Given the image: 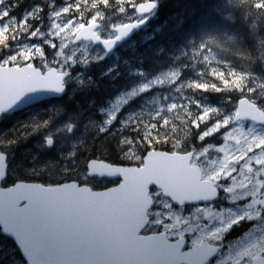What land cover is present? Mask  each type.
Wrapping results in <instances>:
<instances>
[{"label":"snow or ice","instance_id":"obj_1","mask_svg":"<svg viewBox=\"0 0 264 264\" xmlns=\"http://www.w3.org/2000/svg\"><path fill=\"white\" fill-rule=\"evenodd\" d=\"M125 3L131 8L116 5L113 11L129 20L138 13V19L112 23L113 31L103 35L98 5L111 8L110 0H95L87 22L79 18L77 0L64 6L42 0L20 18V0H0V115L42 93L65 94L74 81L83 83L77 70L103 61L145 27L160 0H120ZM217 10L224 23L239 16L245 32L202 27L180 50L182 69L195 74L190 80L177 70L152 77L139 72L134 86L99 109L102 120L83 150L44 167L33 157L22 176L14 163L16 141L0 137V237L11 241L12 264H264V52L255 64L245 56L250 36L259 34L264 48V0H219ZM75 41L103 48L94 55H77L78 47L66 51ZM46 46L54 51L46 54ZM113 74L119 75L110 66L103 75ZM158 86L167 94L129 107ZM209 91L225 93L231 107L205 103ZM30 123L35 132L50 129L42 146L54 150L60 130L51 128V118ZM77 127L73 121L62 131ZM216 134L219 147L208 142ZM53 168L60 179L29 180ZM105 180L115 186L95 190L94 181ZM130 192L137 202L126 214L120 209ZM221 201L229 203L221 207ZM69 242L90 258L54 259Z\"/></svg>","mask_w":264,"mask_h":264},{"label":"trees","instance_id":"obj_2","mask_svg":"<svg viewBox=\"0 0 264 264\" xmlns=\"http://www.w3.org/2000/svg\"><path fill=\"white\" fill-rule=\"evenodd\" d=\"M68 2H71V0H57V4H59V5H65ZM77 2L82 4V11L79 13V18L82 19L84 22L89 21L91 19V15H93L95 13V10L92 9V7H91L92 3L95 2V0H77ZM39 3H41L40 0H37V1H35V0L34 1L33 0H20V7L16 9L17 18H20L22 16L23 12L26 11L29 6H31L32 4H39ZM218 3H219V0H160V3H159L160 6L156 12V15H155L154 19H152L151 23L148 25L149 26L148 31L143 30V31L137 33L134 36L135 38L133 37L132 39H130L125 44L128 46L127 48H124L125 45L123 47H121L118 50V53L116 54V55H118V58L116 57V55L108 56V57H106V59L104 61H102L101 63L94 66L97 68L95 69L96 71L93 70L92 78L94 79V81L90 85H88L84 88H80V87L74 88V86L73 87L69 86L70 87L69 88L70 93L68 92V94L65 96L64 99L65 100L69 99L71 102L68 100L69 102L67 104L66 109L69 110L70 114L74 111L73 113L77 117L73 116V114H71L73 116V118H75V117L79 118L80 117L79 119L82 118L84 120V118H86L87 116H88L87 117V119H88L92 115L93 117H91V118L100 119L101 114L98 113L99 109L101 107L107 106L106 104H108V102L110 100H112L118 92H122L126 88L128 89L131 85L134 86L136 81L139 79L137 74L141 71L146 73L148 77H152L154 75H160L161 73L166 72V71H170L172 69H178L179 71H181L183 77H186L189 80L192 79L195 74L188 71L187 69H182V65L179 63V61L183 59V57L181 56L180 50L184 49L185 45L190 40L196 38V36L199 34V31L202 27H226L232 32H239V33L245 32V28H246L245 22L243 20H241L239 18V16L234 17L231 20V22H229V23H224L223 19L219 16V13L217 10ZM110 4H112L111 8H108L107 6L98 5V7L100 8V11H101V16L98 17L97 20L101 19V17H104L106 19H113V20L116 19L117 17H119L118 9L113 11V9H116V5L124 6V7L129 8V9L131 8V5L128 3L120 4V0H114V3H113V0H110ZM144 32H146L148 34V37L146 39L142 38V35L144 34ZM176 34L179 36H176ZM176 37L177 38L179 37V38L177 39ZM175 38H176V40H175ZM261 39H262V37L259 34H257L254 37L250 36L247 40L245 56L250 57L253 64H255L257 62L258 57H260L261 53L264 52V48H261V46H260V40ZM157 42H159V43L157 44ZM124 61H127V63H125ZM110 66L116 67V72L119 74L118 76H116L115 74H113L111 76L103 75V73H105V71ZM105 83H106V85H105ZM118 89H120V90H118ZM108 90H109V92H108ZM103 92H104V94H103ZM151 92L152 93L142 94L141 97L136 98V100H134L129 107H131V108L135 107L136 108L140 104L143 105L145 103L144 97H146V99H148V98H150L149 97L150 95H156L159 92L167 94L165 86L162 88H156V89L152 90ZM73 93H75L76 96L73 95ZM69 94H72L73 98L72 97L70 98ZM96 94H97V96H96ZM236 95H238V94H233V98ZM73 99H76V100H73ZM78 99H79V101H78ZM101 99H102V101H99ZM203 100L205 103H209L213 106H220L221 104H225L227 107H229V108L231 107V105L227 103L226 94L223 92H221V93H215V92H211V91L204 92L203 93ZM58 101H60V100H58ZM81 101H84V102H81ZM95 101H96V103H95ZM79 102L81 104H79ZM70 103L72 104V106L70 105ZM97 104H99V105L97 106ZM73 105H76L77 107L73 106ZM78 106H79V108H78ZM94 106H95V108H94ZM69 107H71V108H69ZM80 107H83V108H80ZM80 109H81V111H80ZM93 109H94L95 113H93L94 112V111H92ZM77 110H79V111H77ZM124 111L126 112V111H128V109L126 108ZM25 112H26V117H24ZM84 112L87 114H85ZM88 112H92V113L88 114ZM20 113H21V115H20ZM29 114L30 113L27 111L19 112V113L13 115V117H11V118L8 117L9 119L8 118H6V120L4 119L3 121H5V122L1 123L2 127L0 125V129H2V130L4 129L3 131L0 130V137H6L8 139H12L15 141L20 140V142L16 143L15 150H14V157H18L17 160L19 158L21 159L20 155L22 154L23 151H25V149H27V150L32 149L31 147H34L36 149L37 145H35V144L40 143L41 142L40 139L43 140L42 137L44 136V134H46L50 130L49 128H46V129L43 128L41 131H39L40 133L42 132L41 134L39 132L37 133L34 131V128L30 122L33 119H35V120L38 119L39 121L43 122V121L49 120L51 118V128H52V125H53L52 123L55 124L56 123L55 120H57V116L56 115L54 116V112H47V113L43 114L45 116L49 115L48 116L49 118L47 116L42 117L43 115H40L41 117L39 115H36V116H38V118L35 115L29 117L28 116ZM19 116L22 118H20ZM53 117H55V118H53ZM13 118H15V119H13ZM6 122H8L7 125H6ZM83 122L84 121H82L81 123H83ZM4 124H5V126H3ZM14 127L15 128L18 127V128L15 129ZM94 133H95L94 130H89V131L87 130V132L84 133V137L85 136L86 137L85 138L83 137L84 140L82 139L80 141V143H78V145L76 146L75 149L72 148L71 145H67L65 147H62L63 149L60 148L59 149L60 151L56 150V149H54V150L49 149V154L51 152L52 153L49 155L50 157L48 158L49 159L48 162H55L56 161L55 163L58 164L59 160H57L58 157H56V156H60L59 153L64 155V154H70V153L76 151L78 148L83 150V147L85 146V142L89 141L90 137ZM26 135H28V136H26ZM30 135H31V137H30ZM39 135L41 138H39ZM25 138H27V140ZM32 139H34L33 142H32ZM35 139H36V141H35ZM21 140H22V143H21ZM38 141H40V142H38ZM31 142H32V144H31ZM23 143H24V145H23ZM20 145H22V146H20ZM30 145H31V147H29ZM87 146L89 148H91L90 142L88 143ZM26 147H29V148H26ZM68 147H69V149H68ZM20 148L23 149V151H21ZM65 148H66V150L68 149V151H66ZM163 148L166 150L167 145L163 146ZM134 149H135V146L133 145V148L129 150L130 153L133 152ZM62 151L65 153H63ZM105 155H107V153ZM111 158L115 159V155L113 154ZM25 162H24V164L22 162L21 168L18 169V171L21 173L22 176H23V170H22L23 166H27L29 164V162H26V163ZM45 164L40 165V166L44 167ZM48 177H37V178H31L30 177L29 180L30 181L35 180V182H44V181H46L45 179L48 178L47 181L52 182L54 179L57 178V180H58L60 178L59 176L56 175L55 168H53L52 171L49 172ZM38 178H39V180L41 178V181H39ZM65 181L68 182L67 179H65L64 182ZM100 184H102V183H100ZM100 184L99 183L95 184V186H96L95 189H101V188H103V186L105 188L106 187L105 185L111 186L112 182H107L106 184H102L101 186H100ZM112 185H114V183ZM10 257H12L11 241L6 240L3 237H0V264H12V259Z\"/></svg>","mask_w":264,"mask_h":264},{"label":"rangeland","instance_id":"obj_3","mask_svg":"<svg viewBox=\"0 0 264 264\" xmlns=\"http://www.w3.org/2000/svg\"><path fill=\"white\" fill-rule=\"evenodd\" d=\"M34 1V0H33ZM35 1H37V0H35ZM41 2H42V0H40ZM58 6H64V5H59V4H57ZM118 15H119V17H117L116 19H106V18H104V17H101V19H99V20H97L98 22H100L101 24H102V30H103V35H107L108 34V32H111V31H113L112 29H111V24L112 23H120L121 22V20L122 19H126L125 17H124V14H121V13H118ZM135 15H138V13H133V17H132V19H126L125 20V23H130V22H135L136 21V19H138V17H136ZM82 20V19H81ZM83 21V20H82ZM84 22V21H83ZM105 25H107V27L105 28L104 26ZM145 31H148L149 30V26H147L145 29H144ZM148 37V34L146 33V32H144V34L142 35V38L143 39H146ZM33 41L36 39V38H31ZM29 41L28 40H25V43H28ZM36 42H38V41H36ZM73 47H78L79 48V51H77V55H80V52L81 51H85L86 53L87 52H92V54L94 55L96 52H99L101 49H102V47L101 46H98V45H95V44H93V43H88V42H77V41H75L74 42V44H70L69 45V49L68 50H66V51H68L69 53H70V51H71V49L73 48ZM128 46L127 45H125V47L124 48H127ZM53 49H51V48H49V47H47L46 46V53L47 54H50L51 52H53L52 51ZM116 57L118 58V55H116ZM106 59V58H105ZM104 59V60H105ZM103 60V61H104ZM114 61V60H113ZM100 62H102V61H100ZM100 62H95V61H93L92 63H90V65L87 67V68H85L84 66H81L78 70H77V72H76V76L77 77H79L80 79H82L83 80V84L80 82V80H76V81H74L73 83H72V85L73 86H75V87H80V88H84V87H86V86H88V85H90L93 81H94V79L92 78V71H93V69H96L97 67H94V66H96V64H99ZM125 63H127V61H124ZM39 63V61H36L35 62V64H38ZM91 66H93V67H91ZM90 67V68H89ZM81 70V71H80ZM87 70V71H86ZM172 70H177V71H179L178 69H172ZM172 70H170V71H172ZM170 71H166V72H163V73H167V72H170ZM162 74V73H161ZM88 75V76H87ZM85 80H86V82H85ZM71 84H70V86H72ZM72 86V87H73ZM162 87H164V86H158V87H156V88H162ZM156 88H154V89H156ZM153 89V90H154ZM130 90V89H129ZM152 91V90H151ZM123 92V91H122ZM164 94H166V93H164ZM70 95V98L72 97V94H69ZM142 95V94H141ZM159 95H161V92H159V93H157L155 96H159ZM67 100V101H66ZM64 99V100H62V101H56V102H49L48 104H47V106L45 105V106H43V108H42V110H41V108H37L35 111H33V112H31L30 114H29V116H36V115H43V114H45V113H47V112H54L53 110H54V108L56 109V110H59L58 112H56V113H54V115H56L57 116V118H59V119H57V121H56V123L54 124L53 123V127H52V129H59L60 131H57L56 132V134H55V138H56V140H57V144L56 145H58V146H55V149L57 150H59L60 148H62V146L64 145V147L65 146H67V145H71L72 146V148H76V145H78V143L81 141V139H83V137H84V133H85V131H87V130H95V128H96V125L97 124H99L100 123V121L102 120V114L98 111V113L99 114H101V118L100 119H98V118H96V119H98V120H96L95 118L93 119V118H88L87 119V117H86V119L84 118V120H85V122H83V123H85V124H83V123H80V122H82V121H84L83 119H82V121H81V119H76L75 120V118H73V116L71 115V114H69L70 112L66 109V107H67V105H65V103L66 104H68V102L70 101L69 99ZM69 100V101H68ZM59 102V103H58ZM63 102V103H62ZM60 103L62 104V105H60ZM53 105L55 106L54 108H53ZM63 107H65L64 108V110L62 109ZM60 108V109H59ZM46 109V110H45ZM67 110V111H66ZM46 111V112H45ZM64 111H66V112H64ZM40 113V114H39ZM65 113V115H63ZM97 114V113H96ZM71 115V116H70ZM59 116V117H58ZM64 118V119H62V117ZM72 117V118H71ZM61 119V120H60ZM90 119V120H89ZM72 120V121H71ZM78 120H80V121H78ZM96 120V121H95ZM73 122V121H75V123L77 124V122H78V127L74 130V133H65V132H63L62 131V129L64 128V126L66 125V124H68V123H71V122ZM96 123H95V122ZM92 122H93V124H92ZM251 123L252 122H250V121H245V127H250L251 126ZM89 124H91V125H89ZM57 125V126H56ZM59 125V126H58ZM86 125V126H85ZM87 125H89V126H87ZM80 126H82V127H80ZM84 127V128H83ZM91 127V128H90ZM94 127V128H93ZM257 127H259V125L257 124ZM82 128V129H81ZM87 128V129H86ZM79 129V130H78ZM84 130V131H83ZM76 132H77V134H76ZM78 132H80V133H78ZM60 134V135H59ZM75 134V135H74ZM80 134V135H79ZM79 135V136H78ZM83 135V136H82ZM71 136V137H70ZM75 136V137H74ZM69 137L71 138V139H69ZM43 138V142H44V138H45V135L42 137ZM61 138V139H60ZM75 138V139H74ZM79 138V139H78ZM66 139V141H64L63 142V140H65ZM60 140V141H59ZM70 140V141H69ZM43 142H40V143H38L37 145L38 146H36V151L35 150H33V149H29V150H25V151H23L24 153H22L21 155H20V157H21V159H19L21 162H29V163H31V162H33V157H35V159H37V160H35L34 162H36L37 164H38V162H39V165H43L44 164V162H48L49 161V159L47 158L48 156H49V149L47 148V146H42L43 145ZM66 142V143H65ZM69 142V143H68ZM208 142L210 143V144H212L214 147H219L222 143H223V141H222V139L219 137V134H216V138L215 139H213V138H208ZM62 143V144H61ZM64 143V144H63ZM41 145V146H40ZM61 146V147H60ZM40 148H42V149H40ZM44 148V149H43ZM30 150L32 151L31 153H30ZM46 152H44V151ZM39 151V152H38ZM27 152V153H26ZM34 153H36L35 154V156H34ZM38 153V154H37ZM29 154H31V155H29ZM39 154H41V156L43 155V157H40V155ZM46 154H48V156L46 157ZM60 154V153H59ZM24 155H26L27 156V158L24 156ZM61 155H63V154H60V156ZM24 156V157H23ZM32 156V157H31ZM38 156V157H37ZM16 158H18V157H15V161H14V163L16 162L18 165H21L20 164V161L19 160H17L16 161ZM23 158V159H22ZM32 158V159H31ZM44 158V159H43ZM212 158L213 159H215L216 158V156H215V154L213 153V155H212ZM29 159H31V160H29ZM47 159V160H46ZM23 160V161H22ZM45 160V161H44ZM41 161V162H40ZM41 163V164H40ZM242 163V162H241ZM19 168H21V167H19ZM101 183V181H95L94 183H96V184H98V183ZM106 180L105 181H102V184H106ZM109 182V181H108ZM223 202H225V203H227V201H223ZM225 203H222V204H220V206L221 207H226L227 205H228V203L227 204H225ZM245 227H247V225H243L241 228H236V229H234L233 230V233H231L230 234V237H229V240H234L235 238H236V236H238L239 235V233L243 230V228H245ZM232 235H236V236H233V237H231ZM11 259H13V257H10Z\"/></svg>","mask_w":264,"mask_h":264},{"label":"water","instance_id":"obj_4","mask_svg":"<svg viewBox=\"0 0 264 264\" xmlns=\"http://www.w3.org/2000/svg\"><path fill=\"white\" fill-rule=\"evenodd\" d=\"M143 22H147V19L144 20ZM142 29L135 30L133 34H131L129 37L125 38L124 41H121L119 43V45L113 50V52L111 54H109V56L112 55V54H114L119 49V47L121 45H123L126 41H128L129 39H131L137 32H140ZM65 94L42 93V94H40V96H39L38 99L33 100L31 103L25 104L21 108H18L16 110L11 111V112L6 113V114H13V113H15L17 111H21L23 109H26L28 107H31L32 105H34V104H36L38 102H41V101H44V100H47V99L61 98ZM6 114H4V115H6ZM2 116L3 115H0V122H1V117ZM136 202H137V195H136V193L135 192H130L129 195H128V197H127V199H126V201L124 202L122 208L120 209V211H124L126 214H130L131 211H132V209L135 207ZM53 258L54 259H61V260H68V261H78V260L88 259V258H90V256L88 254L87 249L82 248L77 243L69 242V243H66V244L62 245L60 247V249L58 250V253Z\"/></svg>","mask_w":264,"mask_h":264},{"label":"bare ground","instance_id":"obj_5","mask_svg":"<svg viewBox=\"0 0 264 264\" xmlns=\"http://www.w3.org/2000/svg\"><path fill=\"white\" fill-rule=\"evenodd\" d=\"M159 6H160V5H159ZM153 22H154V21H153ZM150 23H151V22H150ZM176 36H179V35L176 34ZM180 37H181V36H180ZM134 38H135V37H134ZM176 38H177V37H176ZM176 38H175V40H176ZM178 38H179V37H178ZM178 38H177V39H178ZM34 41H35V40H34ZM178 42H179V41H178ZM158 43H159V42H157V44H158ZM151 45H152V44H151ZM164 50H165V49H164ZM164 50H163V51H164ZM52 51H53V50H52ZM46 54H47V53H46ZM161 54H162V53H161ZM124 57H125V56H124ZM100 63H101V62H100ZM34 64H35V63H34ZM35 65H36V64H35ZM96 65H97V64H96ZM91 67H93V66H91ZM133 67H134V66H133ZM89 68H90V67H89ZM130 68H131V67H130ZM133 69H134V68H133ZM93 70L96 71L95 69H93ZM80 71H81V70H80ZM86 71H87V70H86ZM92 72H93V71H92ZM98 72H99V71H98ZM123 72H124V71H123ZM127 72H128V71H127ZM103 74H104V73H103ZM87 76H88V75H87ZM124 77H125V76H124ZM131 79H132V78H131ZM122 80H123V79H122ZM85 82H86V80H85ZM98 82H99V81H98ZM82 84H83V83H82ZM119 84H120V83H119ZM100 85H101V84H100ZM105 85H106V83H105ZM72 86H73V85H72ZM98 86H99V85H98ZM102 86H103V85H102ZM120 87H121V86H120ZM123 87H124V86H123ZM69 88H70V87H69ZM74 88H75V86H74ZM87 88H88V87H87ZM102 88H103V87H102ZM72 89H73V88H72ZM92 89H93V88H92ZM111 89H112V88H111ZM123 89H124V88H123ZM126 89H127V88H126ZM73 90H74V89H73ZM73 90H72V91H73ZM93 90H94V89H93ZM104 90H105V89H104ZM118 90H120V89H118ZM160 90H161V89H160ZM114 91H115V90H114ZM108 92H109V90H108ZM69 93H70V92H69ZM99 93H100V92H99ZM151 93H152V92H151ZM103 94H104V92H103ZM113 94H114V93H113ZM73 95H75V93H73ZM75 96H76V95H75ZM75 96H74V97H75ZM96 96H97V94H96ZM110 96H111V95H110ZM101 97H102V96H101ZM64 98H65V97H64ZM72 98H73V97H72ZM78 98H79V97H78ZM98 98H99V97H98ZM106 98H107V97H106ZM81 99H82V98H81ZM107 99H108V98H107ZM62 100H63V99H62ZM73 100H76V99H73ZM86 100H87V99H86ZM96 100H97V99H96ZM60 101H61V100H60ZM66 101H67V100H66ZM78 101H79V99H78ZM78 101H77V102H78ZM99 101H102V99L99 100ZM99 101H98V102H99ZM70 102H71V101H70ZM73 102H74V101H73ZM81 102H84V101H81ZM86 102H87V101H86ZM51 103H52V102H51ZM58 103H59V102H58ZM62 103H63V102H62ZM66 103H67V102H66ZM66 103H65V105H67ZM74 103H75V102H74ZM87 103H88V102H87ZM95 103H96V101H95ZM102 103H103V102H102ZM79 104H81V103L79 102ZM88 104H89V103H88ZM92 104H93V103H92ZM100 104H101V103H100ZM103 104H104V103H103ZM105 104H106V103H105ZM135 104H136V103H135ZM208 104H209V103H208ZM60 105H62V104L60 103ZM70 105L72 106L71 103H70ZM86 105H87V104H86ZM98 105H99V104H97V106H98ZM101 105H102V104H101ZM106 105H107V104H106ZM46 106H47V105H46ZM73 106H76V105H73ZM79 106H80V105H79ZM79 106H78V108H79ZM91 106H92V105H91ZM97 106H96V107H97ZM102 106H103V105H102ZM54 107H55V106L53 105V108H54ZM76 107H77V106H76ZM86 107H87V106H86ZM42 108H43V107H42ZM42 108H41V110H42ZM64 108H65V107H63L62 109L64 110ZM69 108H71V107H69ZM74 108H75V107H74ZM80 108H83V107H80ZM88 108H89V107H88ZM88 108H87V109H88ZM94 108H95V106H94ZM98 108H99V107H98ZM134 108H135V107H134ZM54 109H55V108H54ZM59 109H60V108H59ZM84 109H85V108H84ZM45 110H46V109H45ZM67 110H68V109H67ZM67 110H66V111H67ZM73 110H74V109H73ZM73 110H72V111H73ZM88 110H89V109H88ZM66 111H64V112H66ZM68 111H69V110H68ZM77 111H79V110H77ZM80 111H81V109H80ZM90 111H91V110H90ZM92 111H94V109H93ZM45 112H46V111H45ZM59 112H60V111H59ZM73 112H74V111H73ZM73 112H72L71 114H73V116H76V115H74ZM96 112H97V111H96ZM60 113H61V112H60ZM84 113H85V112H84ZM89 113H92V112H88V114H89ZM93 113H95V111H94ZM27 114H28V113H27ZM39 114H40V113H39ZM48 114H49V113H48ZM69 114H70V113H69ZM85 114H87V113H85ZM85 114H84V115H85ZM18 115H19V114H18ZM18 115H17V116H18ZM20 115H21V113H20ZM24 115H25V116H24ZM24 115H23V116L26 117V112H25ZM63 115H65V113H64ZM80 115H81V114H80ZM93 115H94V114H93ZM95 115H96V114H95ZM28 116H29V115H28ZM39 116H40V115H39ZM44 116H45V115H43L42 117H44ZM46 116H47V115H46ZM46 116H45V117H46ZM48 116H49V115H48ZM48 116H47V117H48ZM54 116H55V115H54ZM70 116H71V115H70ZM85 116H86V115H85ZM12 117H13V116H12ZM19 117H20V116H19ZM19 117H18V118H19ZM29 117H30V116H29ZM36 117L38 118V116H36ZM40 117H41V116H40ZM58 117H59V116H58ZM61 117H62V116H61ZM76 117H77V116H76ZM76 117H75V120L77 119ZM87 117H88V116H87ZM91 117H93V116L91 115ZM91 117H89V118H91ZM99 117H100V116H99ZM10 118H11V117H10ZM15 118H16V117H15ZM15 118H13V119H15ZM20 118H22V117H20ZM48 118H49V117H48ZM53 118H55V117H53ZM64 118H65V117H64ZM64 118L62 117V119H64ZM71 118H72V117H71ZM79 118H80V117H79ZM79 118H78V119H79ZM8 119H9V118H8ZM8 119H7V120H8ZM57 119H59V118H57ZM85 119H86V118H85ZM93 119H94V118H93ZM95 119H96V118H95ZM5 120H6V119H5ZM36 120H38V119H36ZM60 120H61V119H60ZM89 120H90V119H89ZM96 120H98V119H96ZM96 120H95V121H96ZM10 121H11V120H10ZM55 121H57V120H55ZM71 121H72V120H71ZM71 121H70V122H71ZM78 121H80V120H78ZM81 121H82V118H81ZM95 121H94V122H95ZM3 122H5V121H3ZM3 122H2V123H3ZM12 122H13V121H12ZM23 122H24V121H23ZM57 122H58V121H57ZM84 122H85V120H84ZM100 122H101V121H100ZM7 123H8V122H6V125H7ZM16 123H17V122H16ZM25 123H26V122H25ZM80 123H81V122H80ZM95 123H96V122H95ZM11 124H12V123H11ZM52 124H53V123H52ZM77 124H78V122H77ZM83 124H85V123H83ZM92 124H93V122H92ZM0 125H1V124H0ZM78 125H79V124H78ZM89 125H91V124H89ZM89 125H87V126H89ZM97 125H98V124H97ZM3 126H5V124H4ZM13 126H14V125H13ZM20 126H21V125H20ZM56 126H57V125H56ZM58 126H59V125H58ZM85 126H86V125H85ZM1 127H2V125H1ZM52 127H53V125H52ZM80 127H82V126H80ZM6 128H7V127H6ZM14 128H15V127H14ZM16 128H18V127H16ZM16 128H15V129H16ZM22 128H23V127H22ZM83 128H84V127H83ZM90 128H91V127H90ZM93 128H94V127H93ZM45 129H46V128H45ZM45 129H44V130H45ZM81 129H82V128H81ZM86 129H87V128H86ZM0 130H2V129H0ZM3 130H4V129H3ZM3 130H2V131H3ZM44 130H43V131H44ZM47 130H48V129H47ZM76 130H77V129H76ZM76 130H75V131H76ZM78 130H79V129H78ZM95 130H96V128H95ZM95 130H94V131H95ZM7 131H8V130H7ZM19 131H20V130H19ZM45 131H46V130H45ZM45 131H44V132H45ZM83 131H84V130H83ZM88 131H89V130H88ZM4 132H5V131H4ZM10 132H11V131H10ZM14 132H15V131H14ZM21 132H22V131H21ZM21 132H20V133H21ZM85 132H87V131H85ZM7 133H8V132H7ZM11 133H12V132H11ZM37 133H38V132H37ZM39 133H40V132H39ZM41 133H42V132H41ZM41 133H40V134H41ZM73 133H74V132H73ZM78 133H80V132H78ZM91 133H92V132H91ZM12 134H13V133H12ZM15 134H16V133H15ZM33 134H34V133H33ZM76 134H77V132H76ZM16 135H17V134H16ZM44 135H45V134H44ZM59 135H60V134H59ZM74 135H75V134H74ZM79 135H80V134H79ZM79 135H78V136H79ZM83 135H84V134H83ZM83 135H82V136H83ZM26 136H28V135H26ZM35 136H36V135H35ZM30 137H31V135H30ZM37 137H38V136H37ZM70 137H71V136H70ZM70 137H69V139H71ZM74 137H75V136H74ZM85 137H86V136H85ZM85 137H84V138H85ZM33 138H34V137H33ZM39 138H41L40 135H39ZM19 139H20V138H19ZM25 139L27 140V138H25ZM25 139H24V140H25ZM37 139H38V138H37ZM60 139H61V138H60ZM74 139H75V138H74ZM78 139H79V138H78ZM22 140H23V139H22ZM22 140H21V143H22ZM33 140H34V139H32V142H33ZM40 140H41V142H43L42 139H40ZM81 140H82V139H81ZM83 140H84V139H83ZM35 141H36V139H35ZM59 141H60V140H59ZM64 141H66V139L63 140V142H64ZM69 141H70V140H69ZM17 142H20V140H19V141L17 140L16 143H17ZM28 142H29V141H28ZM32 142H31V144H32ZM38 142H40V141H38ZM21 143H20V144H21ZM26 143H27V142H26ZM26 143H25V144H26ZM65 143H66V142H65ZM68 143H69V142H68ZM79 143H80V142H79ZM27 144H28V143H27ZM56 144H57V143H56ZM61 144H62V143H61ZM63 144H64V143H63ZM23 145H24V143H23ZM35 145H37V144H35ZM80 145H81V144H80ZM80 145H79V146H80ZM20 146H22V145H20ZM37 146H38V145H37ZM40 146H41V145H40ZM56 146H58V145H56ZM76 146H77V145H76ZM134 146H135V145H134ZM24 147H25V146H24ZM29 147H31V145H30ZM29 147H26V148H29ZM58 147H59V146H58ZM60 147H61V146H60ZM62 147H64V145H63ZM18 148H19V147H18ZM22 148H23V147H22ZM31 148L33 149L34 147H31ZM70 148H71V147H70ZM40 149H42V148H40ZM43 149H44V148H43ZM61 149H63V148H61ZM68 149H69V147H68ZM68 149L66 150V148H65L66 151H68ZM74 149H75V148H74ZM14 150H15V149H14ZM20 150L23 151V149H21V148H20ZM25 150H27V149H25ZM28 150H29V149H28ZM33 150H36V149L34 148ZM33 150H32V151H33ZM57 150H58V149H57ZM65 150H64V151H65ZM18 151H19V150H18ZM32 151L30 150V153H31ZM43 151H44V150H43ZM59 151H60V150H59ZM15 152H16V151H15ZM33 152H34V151H33ZM38 152H39V151H38ZM44 152H45V151H44ZM62 152H63V151H62ZM19 153H20V152H19ZM22 153H24V152H22ZM26 153H27V152H26ZM45 153H46V152H45ZM51 153H52V152H51ZM51 153H50V154H51ZM63 153H65V152H63ZM35 154H36V153H34V156H35ZM37 154H38V153H37ZM50 154H49V155H50ZM29 155H31V154H29ZM39 155H40V157H43V155H42V156H41V154H39ZM56 155H57V154H56ZM59 155H60V154H59ZM24 156L27 158L26 155H24ZM24 156H23V157H24ZM47 156H48V154H46V157H47ZM53 156H54V155H53ZM61 156H62V155H61ZM31 157H32V156H31ZM35 157H36V156H35ZM37 157H38V156H37ZM49 157H50V156H48L47 158H49ZM56 157H58V156H56ZM14 159H15V157H14ZM19 159H20V158H19ZM19 159H18V160H19ZM22 159H23V158H22ZM31 159H32V158H31ZM31 159H29V160H31ZM43 159H44V158H43ZM50 159H51V158H50ZM56 159H57V158H56ZM16 160H17V158H16ZM35 160H37V159H35ZM46 160H47V159H46ZM57 160H58V159H57ZM19 161H20V160H19ZM22 161H23V160H22ZM44 161H45V160H44ZM17 162H18V161H17ZM40 162H41V161H40ZM55 162H56V161H55ZM21 163H22V162L20 161V164H21ZM25 163H26V162H25ZM35 163H36V162H35ZM45 163H46V162H44V164H45ZM23 164H24V162H23ZM36 164H37V163H36ZM38 164H39V162H38ZM40 164H41V163H40ZM18 169H19V168H18ZM20 170H21V169H20ZM22 170H23V169H22ZM55 170H56V169H55ZM48 175H49V174H48ZM47 177H48V176H47ZM48 178H49V177H48ZM48 178H46V179L44 178V179H45V180H48ZM29 179H30V178H29ZM59 179H60V178H59ZM31 180H32V179H31ZM38 180H39V178H38ZM56 180H57V178H56ZM33 181H35V180H33ZM39 181H41V178H40ZM42 181H43V180H42ZM106 181H107V180H106ZM44 182H45V181H44ZM48 182H49V181H48ZM50 182H51V181H50ZM65 182H66V181H65ZM94 182H95V181H94ZM97 182H98V181H97ZM107 182H108V181H107ZM107 182H106V183H107ZM101 183H102V182H101ZM95 184H96V183H95ZM99 184H100V182H99ZM108 184H109V183H108ZM112 184H113V183H112ZM112 184H111V185H112ZM101 185H102V184H100V186H101ZM105 186L107 187L108 185H105ZM109 186H110V185H109ZM95 188H96V186H95ZM100 188H101V187H100ZM103 188H104V186H103ZM101 189H102V188H101Z\"/></svg>","mask_w":264,"mask_h":264},{"label":"flooded vegetation","instance_id":"obj_6","mask_svg":"<svg viewBox=\"0 0 264 264\" xmlns=\"http://www.w3.org/2000/svg\"><path fill=\"white\" fill-rule=\"evenodd\" d=\"M222 203H225V202L221 201V203H220V204H222ZM227 203H228V202H227ZM227 203H225V204H227Z\"/></svg>","mask_w":264,"mask_h":264}]
</instances>
